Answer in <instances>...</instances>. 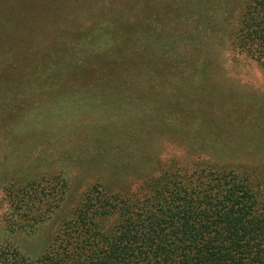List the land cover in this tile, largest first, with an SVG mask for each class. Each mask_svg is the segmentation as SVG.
<instances>
[{
	"label": "trees",
	"instance_id": "16d2710c",
	"mask_svg": "<svg viewBox=\"0 0 264 264\" xmlns=\"http://www.w3.org/2000/svg\"><path fill=\"white\" fill-rule=\"evenodd\" d=\"M31 2L34 19L0 9V64L13 78L0 80V123L35 130L50 123L41 114L53 103L85 110L93 130L111 138L85 160L111 172V184L121 150H140L146 135L179 138L184 157L214 147L200 129L215 92L204 85L225 52L264 67V0ZM39 35L64 56L40 62L47 40ZM189 156L146 178V162L127 161L140 180L133 192L94 180L33 260L1 239L0 264H264V180ZM3 189L5 230L32 232L59 206L66 183L46 174Z\"/></svg>",
	"mask_w": 264,
	"mask_h": 264
},
{
	"label": "rangeland",
	"instance_id": "374dc122",
	"mask_svg": "<svg viewBox=\"0 0 264 264\" xmlns=\"http://www.w3.org/2000/svg\"><path fill=\"white\" fill-rule=\"evenodd\" d=\"M34 6L35 3L31 0H0L2 12H15L33 19ZM134 13L127 10V16ZM41 19L47 21L48 15ZM14 23L16 22L10 20L8 27H12ZM26 28H29V23ZM45 39L46 50L38 60L51 64L57 60L55 58L64 56V50L49 40L51 37ZM223 57L228 58L224 62L222 59L218 60L217 68H214L215 75L208 79L207 86L204 85L208 89L212 87L215 92L210 98L208 110H203V120L204 116L207 120L201 122L200 129L214 147L209 152L195 155L185 153V157L189 156L190 164L223 162L228 166L233 165L238 173L253 177L254 180H264V67L242 52L230 54L228 51ZM9 75L6 67L0 64L2 84L13 79ZM5 97L8 98L7 95ZM19 103L17 99L16 106ZM0 111L6 113L2 109ZM41 115L43 118L50 116L51 121L36 123L35 130L24 123H0V240H8L14 244L29 260L39 254L60 218L68 215L94 180L105 182L104 187L109 189L126 188L128 192H133L140 180L133 176L136 171L127 165V161L140 167L148 164L146 168L142 167L144 173L141 178L156 175L171 163L178 166L186 162L181 154L182 140L168 135L156 139L149 134L144 137L140 150H121L118 160L123 167L117 168L116 179L111 184V172L102 169L100 163L90 164V161L85 160L86 154L94 151L98 145H111L108 142L111 138L105 132L93 130L95 118L90 113L87 114L85 110H67L61 104L53 103ZM30 126L36 127L33 124ZM9 145L12 149L7 147ZM46 174H54L65 180L66 190L59 206L32 232L6 231L5 213L8 205L3 184L10 180L15 183L24 178ZM132 178L134 179L131 180Z\"/></svg>",
	"mask_w": 264,
	"mask_h": 264
}]
</instances>
